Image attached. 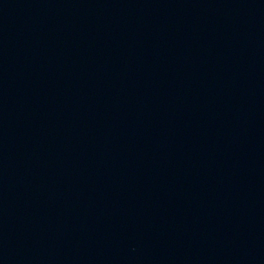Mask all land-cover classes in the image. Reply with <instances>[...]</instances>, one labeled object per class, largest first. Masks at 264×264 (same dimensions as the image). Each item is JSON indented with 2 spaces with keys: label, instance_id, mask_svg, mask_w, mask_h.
I'll return each mask as SVG.
<instances>
[{
  "label": "water",
  "instance_id": "obj_1",
  "mask_svg": "<svg viewBox=\"0 0 264 264\" xmlns=\"http://www.w3.org/2000/svg\"><path fill=\"white\" fill-rule=\"evenodd\" d=\"M0 264H264V0H0Z\"/></svg>",
  "mask_w": 264,
  "mask_h": 264
}]
</instances>
